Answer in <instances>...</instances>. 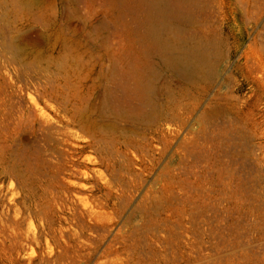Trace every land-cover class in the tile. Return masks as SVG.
<instances>
[{"label":"rangeland","instance_id":"374dc122","mask_svg":"<svg viewBox=\"0 0 264 264\" xmlns=\"http://www.w3.org/2000/svg\"><path fill=\"white\" fill-rule=\"evenodd\" d=\"M149 1L0 0V264H264V0Z\"/></svg>","mask_w":264,"mask_h":264},{"label":"bare ground","instance_id":"6f19581e","mask_svg":"<svg viewBox=\"0 0 264 264\" xmlns=\"http://www.w3.org/2000/svg\"><path fill=\"white\" fill-rule=\"evenodd\" d=\"M151 4L155 6H162L166 0H150ZM164 21L161 20V24ZM152 32V30H151ZM157 48L163 53H175L176 55L163 56V64L169 71L185 78V79H200L207 76L214 70V63L210 59V54L206 46H211V39L206 40L207 44H201L200 47L197 43H190L189 46L183 43L167 42L164 38L159 37L154 33Z\"/></svg>","mask_w":264,"mask_h":264}]
</instances>
